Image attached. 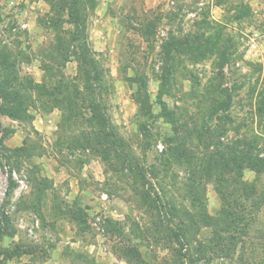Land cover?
<instances>
[{"label": "rangeland", "instance_id": "1", "mask_svg": "<svg viewBox=\"0 0 264 264\" xmlns=\"http://www.w3.org/2000/svg\"><path fill=\"white\" fill-rule=\"evenodd\" d=\"M79 1L87 12L83 34L112 75L111 119L149 173L175 134L168 110L184 120L208 114L212 108L196 106L205 93L220 101L216 107L231 103L213 111L212 125L229 129L224 140L237 124L241 133L264 131L257 108L264 97V0ZM65 2L0 0V50L10 54L20 78L15 89L24 95L30 81L55 86L42 62L58 36L75 31L67 8H58ZM187 38L191 53L179 51ZM56 69L70 79L78 74L73 56ZM8 76L0 69L1 80ZM33 96L16 108L0 96V264H264V206L250 234L240 235L246 248L238 243L225 256L203 258L196 242L182 247L155 224L126 177L124 155L96 146L89 111L65 119L51 98ZM174 175L182 180L187 172L176 165L169 180ZM257 177L244 170L247 182ZM221 207L210 181L206 211L216 216ZM213 234L202 228L200 237Z\"/></svg>", "mask_w": 264, "mask_h": 264}, {"label": "trees", "instance_id": "2", "mask_svg": "<svg viewBox=\"0 0 264 264\" xmlns=\"http://www.w3.org/2000/svg\"><path fill=\"white\" fill-rule=\"evenodd\" d=\"M58 8H67L75 31L58 36V43L50 48L42 62L43 70L49 74L55 86L50 88L46 81L42 84L30 81L25 88L30 94L24 95L22 90L15 89L20 84V78L16 75L14 63L10 61V54L0 50V69L10 71V76L0 79V96L4 98V103L16 108L19 104L31 102L33 94H36L43 99L51 98L53 106L64 111L65 119L75 116L79 108L89 111V119L96 129V146L107 156L117 152L124 155V168L129 172L126 177L133 181L143 208L155 219L157 226L169 230L168 238L172 242L182 247L196 242L203 258L209 253L225 256L238 243L241 248H246V242L240 239V235L250 234L255 213L264 206V183L262 188L258 186L264 173V131L241 133L237 124L233 129L234 135L224 140L229 129L225 128V124L217 129L212 125L213 111L227 110L231 103L216 107L220 101H211L206 93L198 98L194 96L198 100L196 106L199 111L205 105L212 108V112L210 109L208 114L186 115L184 120V115L168 110L169 122L175 134L171 137L170 145L150 166L149 173L129 155L111 119L108 96L112 75L83 34L87 12L81 1L66 0ZM189 40L187 38L183 42L179 51L191 53ZM69 56H73L78 64V74L72 79L56 69L66 63ZM216 90L225 92L227 88L217 86ZM139 100L143 104L146 99ZM257 103L259 122L264 124V97ZM152 114V111H148L147 118H152ZM231 122L235 123L234 120ZM143 126L146 131L147 125ZM194 137L196 142L191 141ZM176 165L186 170L187 175L182 180L178 179V175L169 180L170 170ZM247 168L257 172L255 184L244 179ZM148 173L156 180L155 184ZM210 181L215 183L222 200L220 213L216 216L206 211L207 183ZM177 195L184 202H177ZM202 228L211 229L214 234L203 239L200 237ZM187 257L180 252V259H190Z\"/></svg>", "mask_w": 264, "mask_h": 264}, {"label": "built area", "instance_id": "3", "mask_svg": "<svg viewBox=\"0 0 264 264\" xmlns=\"http://www.w3.org/2000/svg\"><path fill=\"white\" fill-rule=\"evenodd\" d=\"M14 176H15V178H16L17 180H19V181L23 184V181L20 180L16 174H14Z\"/></svg>", "mask_w": 264, "mask_h": 264}]
</instances>
